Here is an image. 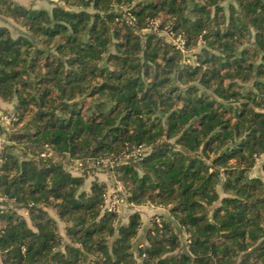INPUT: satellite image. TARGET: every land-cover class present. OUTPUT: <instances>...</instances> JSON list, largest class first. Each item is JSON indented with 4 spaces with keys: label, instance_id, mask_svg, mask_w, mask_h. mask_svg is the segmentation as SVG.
<instances>
[{
    "label": "trees",
    "instance_id": "trees-1",
    "mask_svg": "<svg viewBox=\"0 0 264 264\" xmlns=\"http://www.w3.org/2000/svg\"><path fill=\"white\" fill-rule=\"evenodd\" d=\"M38 1L53 6L0 0V17L19 26L15 36L0 26V100H15L14 125L32 111L34 129L9 135L0 122V137L22 151L0 152V264H145L142 256L150 264H264V179L250 175L258 159L264 175V3ZM160 31L183 38L187 49L199 43L195 62L181 64L180 49ZM94 136L96 156L117 143L151 145L140 161L150 173L107 165L123 172L115 179L129 203L172 217L156 216L138 243L139 213L121 224L119 214L103 211L106 184L98 180L89 182L96 198L70 200L54 215L48 203L24 206L29 197L43 203L45 192L60 201L69 184L79 187L83 179L54 156L84 163L76 150ZM77 213L78 224L92 218L93 225L64 220Z\"/></svg>",
    "mask_w": 264,
    "mask_h": 264
},
{
    "label": "clouds",
    "instance_id": "clouds-1",
    "mask_svg": "<svg viewBox=\"0 0 264 264\" xmlns=\"http://www.w3.org/2000/svg\"><path fill=\"white\" fill-rule=\"evenodd\" d=\"M261 2L264 3V0H261ZM128 6L131 7V5H128ZM85 10L92 11L93 9H91L89 6ZM242 15L243 13L241 9L238 8L237 16H242ZM261 15H262V18H264V14H261ZM148 23H149L150 29L152 31H155V28L152 25V23L151 22H148ZM180 34L183 35V33H180ZM12 104L13 105L15 104V100L12 101ZM5 107H9V106L6 105ZM17 115H19V113L12 114L10 118L15 120L17 118ZM32 115H33V112L30 111L28 115L24 118V124L26 125V127H22L19 129H13V128H10L7 124H5L4 127H5L6 133L8 131H17V130L18 131L34 130L32 125L29 123ZM60 115H62V113L57 112V116H60ZM156 115L157 116L160 115L159 110L156 112ZM164 115L166 116L167 113H165ZM161 119H163V117H161ZM180 131H183V128H181ZM214 131H218V129H214ZM179 134L180 133L177 132L176 136H179ZM101 135H103V133H101ZM208 135L210 136L212 135V133L209 132ZM176 136L173 137L174 140L176 139ZM91 139H92V143L89 144L87 147H78L76 150V157L78 158V160L86 161L85 166L83 167H77L75 165H71V158L68 156L67 152L62 153V156L64 157L65 160L69 161V165H70L69 167H66L65 171H71L74 177H80L81 179H83V183L80 184L79 187H77L75 184H69L67 188L61 191L60 201H57L54 199H50V200L45 199V195H46V192H45L44 195L38 194V197L41 200H43V203L33 204L32 198L29 197L25 201V204H24L25 207L32 208L33 210H35L37 208L44 207V204L48 203L50 208L52 209V214L54 215L55 212H58L60 208L64 204L68 203V201L70 200H79L82 202H87L89 201L90 198H96L97 194L89 190L90 189L89 181H91L94 178L92 173L96 172L97 170L107 172L110 184L115 183V176H123V172L116 171V170H113L115 172V175H113V172L108 171L107 165L127 163L128 165H130L132 168L135 169L136 173H138L139 176H143L146 173H150V168L142 165L140 161L143 158V156L147 155L148 151L151 150V145H148L147 147L142 145L140 148H135L134 144L117 143L116 145L112 146V149L110 152H102L99 156H96L92 154V148L94 147L95 143L100 139V137L94 136ZM203 139H207V136H204ZM230 143L231 141H229V144ZM69 147H71V145H69ZM222 150L223 149H221V151ZM125 153L128 154L127 157L125 156ZM89 156H91V161H94V163L87 160ZM31 158H32L31 156L25 157V159H31ZM136 179L138 181L139 177L137 176ZM125 183L128 188L134 187L132 180H126ZM51 186L52 184H51V179H50L48 183V187L51 188ZM28 189H30V185L25 186V192L21 193V195L27 196ZM81 192L84 193L82 200L80 199ZM69 193H71V195H69ZM104 207H107V205L105 204ZM100 214L103 215L102 210L100 211ZM79 215H80L79 213L72 214L70 216L64 217V220L79 228H87L93 225L92 218H88L87 222L84 224H78L76 217ZM165 219H172V217L166 215ZM99 220H100V217L96 216L95 221H99ZM121 223L123 224L127 223L126 217L123 220H121ZM113 227H115L114 224H113ZM141 227L143 228V226ZM33 231L35 232L36 229H33ZM117 235L118 233H114L113 236L109 237L108 238L109 243L111 242L112 239H115ZM153 235L155 236L156 234L153 233ZM138 236L140 239H143L142 233H138ZM65 240H67V238H65ZM64 243L65 241H59L60 245H63ZM145 243L147 242L145 241ZM53 251H56V249H53ZM60 251H63V247H60ZM157 259H159V257ZM141 260L145 261V264H150L146 256H142ZM151 264H154V262H151Z\"/></svg>",
    "mask_w": 264,
    "mask_h": 264
},
{
    "label": "rangeland",
    "instance_id": "rangeland-1",
    "mask_svg": "<svg viewBox=\"0 0 264 264\" xmlns=\"http://www.w3.org/2000/svg\"><path fill=\"white\" fill-rule=\"evenodd\" d=\"M52 6H53L52 3L45 1V2H40L39 4L36 3L32 7L30 6V8H36V9L37 8H48V9H50ZM11 22H12V24L9 23L8 25H6V27H8L10 30V33L13 36H15L16 30H17L16 27L18 26V24H16L12 20H11ZM159 34L162 35L167 41L172 42V43H174L176 41L174 38H177V37L172 38L170 35H168L164 31H160ZM200 46L201 45L199 43H197V46L194 48L187 49L185 47L183 52H181L182 53L181 64L184 65V64L194 63L196 60V53L198 52V49L200 48ZM1 101H3V100H1ZM6 105H8L9 107H5ZM13 110H14V106L12 103L0 102V115L4 116V115L14 114ZM23 125H25L24 120L22 122L18 123L17 125H14V123H13V124H10L8 126L10 128H13V129H18V128L22 127ZM3 126H5V124ZM7 133L10 135V133H12V131H8ZM4 145L8 146V149H7L8 151L13 152L15 155L22 156V151L20 149H18L17 147L13 146V142L8 141L5 136H1L0 137V152L2 151V146H4ZM54 159L57 161L61 160L65 164V167L70 166L69 161L65 160L64 157L62 158V157L54 156ZM90 162L93 163V161H90ZM79 163L80 162L71 161V165H75L77 167L85 166L86 162H84V163L81 162L82 163L81 165H79ZM260 164H261V159H258L257 164L251 170L250 175L251 176H260L262 179H264V175L260 169ZM108 171H111V169L110 170L108 169ZM111 172H113V171H111ZM92 175L94 178L91 181L98 180V181L104 182L106 184V191H107L106 197H109L112 193L118 191L117 189L119 188L120 182L115 179V183L110 184L107 172L97 170L96 172L92 173ZM91 181H89V182H91ZM17 212L19 214L23 215L27 219L28 223H30L29 219H28V215L24 209L17 210ZM133 212H137L140 215L141 226H143V228L141 227L139 229L138 233L143 234V239H144V234H145L146 228L151 226V223L156 216L168 215L167 209L162 208V207L161 208H155V207L152 208V207H149L146 205H142V206H137L135 208H132V207H128L126 204H123L121 206L120 212H119V219H118L119 223H121V220H123L125 217H126L127 222H128V216H129V214H131ZM121 224H123V223H121ZM58 225H59V231L63 235L64 234V223L58 222ZM185 238H186L185 235L182 236V241H185ZM143 239H140L139 236L137 235L135 243H138L139 241H142Z\"/></svg>",
    "mask_w": 264,
    "mask_h": 264
},
{
    "label": "built area",
    "instance_id": "built-area-1",
    "mask_svg": "<svg viewBox=\"0 0 264 264\" xmlns=\"http://www.w3.org/2000/svg\"><path fill=\"white\" fill-rule=\"evenodd\" d=\"M129 17V19H133V17L128 14L127 15ZM131 21V20H129ZM172 37V35H170ZM174 38V37H172ZM176 41L174 42V44L176 45L177 48L180 49L181 52H183V50L185 49V42H184V39L181 38V37H177V38H174ZM12 114L10 115H0V122L4 125V124H7V125H10V124H13V122L15 120L11 119ZM51 155V152H42L40 154L41 157H46V156H49ZM127 157V156H126ZM79 165H81V163H79ZM118 191L117 192H114L112 193L109 197H106L105 198V203L104 205L106 204L107 207H103V211H107V212H114V213H117L119 214L120 212V208L123 204H126L128 207H132V208H135L137 207L136 205L132 204V203H129L127 200H126V195L121 193V188L119 186V188L117 189ZM146 206H149V207H153L152 205L150 204H146Z\"/></svg>",
    "mask_w": 264,
    "mask_h": 264
},
{
    "label": "crops",
    "instance_id": "crops-1",
    "mask_svg": "<svg viewBox=\"0 0 264 264\" xmlns=\"http://www.w3.org/2000/svg\"><path fill=\"white\" fill-rule=\"evenodd\" d=\"M16 1L17 3L19 4H22L24 6H34L36 3L39 4L40 2L38 0H14ZM9 23L12 24L11 20L10 19H7V18H3V17H0V26H6L8 25ZM0 102H3L5 103L4 101H1ZM142 206V205H141ZM153 208V207H152ZM155 208H161V207H155Z\"/></svg>",
    "mask_w": 264,
    "mask_h": 264
}]
</instances>
